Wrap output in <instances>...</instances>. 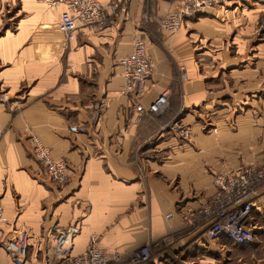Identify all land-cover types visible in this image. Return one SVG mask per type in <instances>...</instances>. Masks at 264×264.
<instances>
[{
    "label": "crops",
    "instance_id": "0c3cea01",
    "mask_svg": "<svg viewBox=\"0 0 264 264\" xmlns=\"http://www.w3.org/2000/svg\"><path fill=\"white\" fill-rule=\"evenodd\" d=\"M23 1L30 13L21 23L22 37L32 36L26 62L19 65L16 50L21 36L12 34L8 44L12 66L0 70V85L9 89L7 99L0 100V204L7 217V233L17 231L12 219L21 215L29 230L27 241L38 251L39 236H51L56 225L78 221L81 228L72 254L82 253L95 240L112 252L141 255L144 243L184 231L182 211L201 205L214 193L210 176L203 173L206 163L199 159L208 151L193 150L189 160L184 157L192 151L185 149L188 153L179 155L171 139L172 151L161 164L147 158L148 129L157 123L156 113L139 117L132 96L123 91L124 68L119 63L133 51L136 38L148 41L135 24L136 0L122 5L116 15L113 9L107 21L80 27L70 45L59 28L61 7ZM112 1L120 0H104ZM161 53L147 43L155 73L141 101L146 108L169 93L162 82L165 74L156 69ZM183 78V100L174 99L177 109L188 106L187 100L198 88L195 82L187 83L192 78L190 70ZM74 125L82 130L73 132ZM33 139L47 146L55 159L68 163L67 183H56L43 172L32 156ZM214 166L222 168L227 163L215 161ZM180 171L193 173L195 195L180 197L174 178ZM256 210L262 215L258 203ZM198 232L190 231L180 246L198 240ZM0 264H13L3 249Z\"/></svg>",
    "mask_w": 264,
    "mask_h": 264
},
{
    "label": "rangeland",
    "instance_id": "374dc122",
    "mask_svg": "<svg viewBox=\"0 0 264 264\" xmlns=\"http://www.w3.org/2000/svg\"><path fill=\"white\" fill-rule=\"evenodd\" d=\"M199 1L136 0L138 7L135 24L143 31V36L148 38V45L161 50L156 69L159 67L165 74L162 82L167 83L169 89L164 108L153 115L157 123L148 129L150 139L146 146L147 158L161 164L172 151V146L178 149L179 155L188 153L183 152L185 149L192 151L184 157L190 160L193 150L199 152L206 148L208 152H202L198 158L206 163L203 173L210 176L214 186V177L219 173H235L247 167L260 168L264 164V0H211L203 8H196V11L194 5ZM23 2L0 0V70L12 66L8 45L12 34L21 36L16 50L19 65L23 66L26 62V48L32 36L22 37L21 23L30 13ZM129 2L120 0L106 3L105 21L112 15L113 9L116 15L122 11V5L126 6ZM187 8L189 11L185 12ZM181 10L183 13L180 14ZM178 13L181 26L175 31L164 28L162 23L166 18ZM171 38L174 39L172 44ZM66 43L70 45L71 42ZM187 70L192 72V80L187 83L195 82L193 84L198 86L197 92L187 100L188 106L177 109L174 107V99L183 100L182 85L186 81L183 77ZM154 73L155 65L149 83ZM147 91L148 86L145 94ZM8 92L9 89L0 85V100L7 99ZM130 95L133 99V95ZM143 97L133 99L135 106L143 104ZM13 99L16 100V97ZM150 112L141 116L145 117ZM75 127L77 131L82 130L80 126ZM171 139H174L175 145L171 144ZM32 141L33 159L47 177L56 183H67L68 179L57 182L51 178L45 165L37 159L35 139ZM215 161H225L227 166L218 168L214 166ZM156 174L159 176L161 172ZM174 178L180 197L195 195L192 172L180 171ZM214 195L215 188L214 193L204 199L201 205L183 211L182 207L179 208L187 225L184 231L140 246L139 251L143 247L150 250L147 261L141 260V255L136 252L120 254L103 247L109 255L107 264H264V185L256 197L257 203L262 206V215L255 209L252 218V223L257 225V238L250 245L239 246L225 238L210 237L209 226L205 225L200 213L205 205L212 203ZM20 216L15 214L12 219L13 229L17 231L8 234L7 222L5 234L15 237L25 233L28 239L29 230L26 223L20 221ZM166 217L169 218L168 215ZM72 226H78L80 231L81 225L77 221L66 226L56 225L51 236H39L36 245L38 251L27 241L26 264H61L64 257L58 256L54 247L57 231ZM196 230H200L197 235L199 239H191L180 246L190 231ZM220 243H224L225 247L222 248ZM72 245L73 242L70 243L71 254ZM0 249L5 250L3 247ZM85 251L72 255L80 256ZM6 252L12 259L10 253Z\"/></svg>",
    "mask_w": 264,
    "mask_h": 264
},
{
    "label": "built area",
    "instance_id": "2783aa9c",
    "mask_svg": "<svg viewBox=\"0 0 264 264\" xmlns=\"http://www.w3.org/2000/svg\"><path fill=\"white\" fill-rule=\"evenodd\" d=\"M49 8H62L59 28L65 34L67 42L76 39L80 27L99 24L105 19L104 0H37ZM211 0H200L195 9L203 8ZM221 1V0H215ZM196 9V11H197ZM189 11L188 8L185 12ZM183 13L181 10L180 14ZM163 27L175 31L181 26L180 15L170 14ZM121 65L124 67V92L132 94L133 99L143 97L153 74L154 64L147 54V43L142 38H136L133 51L122 56ZM141 101V100H140ZM167 102V93L160 95L148 108L138 104L137 111L141 116L147 111L159 113ZM77 131V127H72ZM35 154L46 167L51 178L64 182L69 177L68 163L55 159L52 151L35 139ZM264 185V164L260 168L247 167L235 173H219L214 177L215 195L211 204L205 205L200 217L209 226L208 234L214 239L223 237L235 245H250L257 238V225L252 223L253 212L256 209V197ZM7 218L0 204V247L8 251L15 264H26L25 253L28 248L25 233L15 237L5 234ZM79 232L78 226L58 229L55 238V251L64 257L61 264H107L108 252L93 240L86 251L80 256H73L70 243ZM141 260L150 257L148 247L141 249Z\"/></svg>",
    "mask_w": 264,
    "mask_h": 264
},
{
    "label": "bare ground",
    "instance_id": "6f19581e",
    "mask_svg": "<svg viewBox=\"0 0 264 264\" xmlns=\"http://www.w3.org/2000/svg\"><path fill=\"white\" fill-rule=\"evenodd\" d=\"M122 59V58H121ZM121 59H120V61H119V63H120V65H121ZM122 66V65H121ZM123 67V66H122ZM124 68V67H123Z\"/></svg>",
    "mask_w": 264,
    "mask_h": 264
}]
</instances>
